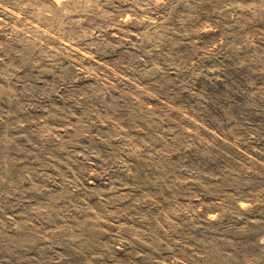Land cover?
Masks as SVG:
<instances>
[{"label": "rangeland", "instance_id": "rangeland-1", "mask_svg": "<svg viewBox=\"0 0 264 264\" xmlns=\"http://www.w3.org/2000/svg\"><path fill=\"white\" fill-rule=\"evenodd\" d=\"M0 264H264V0H0Z\"/></svg>", "mask_w": 264, "mask_h": 264}]
</instances>
